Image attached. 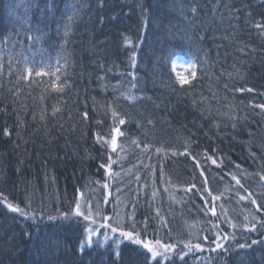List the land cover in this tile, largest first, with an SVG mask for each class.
Segmentation results:
<instances>
[{"label":"trees","instance_id":"obj_1","mask_svg":"<svg viewBox=\"0 0 264 264\" xmlns=\"http://www.w3.org/2000/svg\"><path fill=\"white\" fill-rule=\"evenodd\" d=\"M258 23L264 24V0H0V264H156L133 245L118 255L111 247L81 252L87 228L97 222L61 214L87 187L95 185L101 199L107 195L100 182L121 188L104 214L129 217L135 204L134 217L148 222L143 234L176 243L177 251L180 242L211 246L214 239L213 216L204 212L211 197L201 198L205 179L220 195L222 232L246 244L264 241V228H244L252 216L264 220V108L256 107L264 105V28ZM178 54L196 64V79L183 88L171 72ZM27 67L32 75L24 79ZM248 88L253 91H237ZM112 109L127 122L112 153L119 175L110 178L99 167L106 156L95 135L109 131ZM228 172L262 206L247 221L242 209L253 204L239 201L236 192L247 193ZM7 202L35 217L11 212ZM238 212L242 221L226 227L222 218ZM198 228V235L190 233ZM236 251L227 250L224 263L209 259L212 251L203 258L264 260V243Z\"/></svg>","mask_w":264,"mask_h":264},{"label":"snow or ice","instance_id":"obj_2","mask_svg":"<svg viewBox=\"0 0 264 264\" xmlns=\"http://www.w3.org/2000/svg\"><path fill=\"white\" fill-rule=\"evenodd\" d=\"M193 12H195V9H192ZM257 28H264V24H256L255 25ZM65 35H67V32L65 33ZM37 39H39V37H37ZM27 59V57L25 58ZM132 67H135V55L133 54L132 58ZM0 67H2V65H0ZM189 67V71L187 75H177L176 77V82L180 85L181 88H183L185 85H189L191 83V81L195 80L197 77V71H196V64L195 62H193L191 65L188 66ZM175 68V65H173V69ZM57 71H59V69H57ZM26 72L27 75L24 76V79H28V77H30L32 75V68L27 67L26 68ZM36 75L40 76L42 75L41 71H36ZM67 86V81L64 82V85H62L58 90L63 91V87ZM54 88H56V85H53ZM225 87H227V85H225ZM237 91H248L251 92L253 91V89L248 88V89H237ZM128 99L131 100H135L136 97L134 96H130L127 97ZM256 107H261L264 108V105H256ZM55 111H59V109H55ZM82 119H87L88 118V114L87 112H83L81 114ZM110 119L112 121V123L109 125V131L107 133H96L95 135V139L96 142L100 145L101 148L105 149V156H106V162L101 163L99 165V167L101 169H104L105 173L111 178L113 177V175L118 176L119 173H113L112 171V165L114 163H117V160H114L112 158V153H116L117 149H118V138L119 137H124L126 136V132L122 131V126H124L126 124V119L123 115H121L117 110L112 109L110 111ZM97 123H102V121H97ZM149 123H151V121H149ZM235 126V125H233ZM5 134L8 135L10 133L7 132V130H5ZM132 143L137 144V147H139V144L137 143L136 140H133ZM110 150V151H109ZM162 149L157 148L156 151L160 152ZM176 153H173V155H175ZM184 153H181V155H183ZM208 160H211V163L213 165H217V167H220L222 164V161L218 164L217 159L208 156L207 157ZM236 169H240V165H235ZM227 175L231 176V179L233 181H235V185H237L239 188L244 189V191L247 193V195H241L239 193V191L236 192V195L239 197L240 201H245L248 200L250 201L251 204L256 205L257 206V211L261 210V205L257 204V200L256 198L253 196V193L250 192L247 188L244 187V185L241 183V177L237 176L234 172H228L226 173ZM201 175H203V170L201 171ZM261 179H264V177H261ZM137 180H139V176H137ZM97 183H99V181H97ZM207 180L205 179L204 181V187H203V191L201 193V198L203 199V193H206L207 196L211 197V200H204L205 205H208L209 203L211 204V207L209 208H205L204 212L205 215H207L208 213H211V215L213 217H215L217 215L216 213V201L220 199V195H213V193L207 188ZM103 188H108V184L104 183L102 185ZM195 185H192L191 187H189L188 189H186V191L191 192L192 188H194ZM198 192H201V189H197ZM80 198H84V194L83 193H79ZM6 199V198H5ZM106 202V201H105ZM6 207L11 211V212H16L19 213L21 216L28 218L30 215L32 218L35 217V213H29L27 211H25L24 209H21L19 206L14 205L11 202H7L6 203ZM220 208L223 210V205H220ZM132 209H133V215L129 216L128 218L131 219L133 221V224L135 223V217H134V213L136 210V205L133 204L132 205ZM156 217L164 220L163 217H161L160 215V209H156ZM64 218H72L73 216L75 217H82L85 221H89L92 224L96 223V220L94 218L93 215V205L90 201V198H86L85 199V207L82 209L81 203L79 201V199L74 201V208L72 210H70L69 212H65L61 214ZM95 215H100V211L99 209L96 210ZM55 217H49V219H54ZM103 223H101L99 225L100 228H105L108 229L110 231V233L115 234V233H119V236L122 238L127 239L128 241L132 242L133 244H137V245H141L144 249H147V252L150 253V259L153 261H156V264H162V262H167V264H177V260L173 259V257L178 258V260L180 262H182V264H188V262L184 259L186 256H190L191 255H195L196 253H203L206 251H212L215 252L217 249H224V244L227 242V240L230 237L229 233L226 232H222V230L219 227L218 223H212V229L214 231V239L212 240V245H214V247L209 246L207 249L205 248L204 244L201 242H196L193 243L191 241L188 242H180L183 244V247L180 248L179 251H177V247L178 245L176 243H164L161 242L159 239L155 240V242L153 243V241H145L143 239L140 238V231L136 230L135 227L133 226V229L128 231V230H124V228L121 226L120 223V219H119V214H117V219L115 221V223H108V221L112 220L113 218L110 216H103ZM219 219V217L217 218ZM244 219L247 221L249 220L248 216H245ZM251 223L250 224H245L244 228L246 231L249 232H255L257 230V225H259L261 228H264V220H261L260 218L256 217V216H252L251 217ZM226 223H228L233 229L236 228V224L233 223L231 221V219H227L225 220ZM143 225H144V229H147L148 226V222L147 220L142 221ZM167 221L164 220V224L166 225ZM87 239L86 241L82 242L80 245V250L81 252H83L84 248H85V244H87L88 246H91L93 243V237L94 236H99L100 232L97 228H87ZM104 239L107 240L108 236L107 234H105ZM209 238L208 236H203V237H197L198 241H207ZM257 243H264V241H256V240H252L251 244H246V243H240L238 245L239 248L243 249L246 247H251L252 244H257ZM225 251L227 249H224ZM118 255V253H117ZM159 257V259H157ZM201 259L203 260V258L201 257Z\"/></svg>","mask_w":264,"mask_h":264},{"label":"rangeland","instance_id":"obj_3","mask_svg":"<svg viewBox=\"0 0 264 264\" xmlns=\"http://www.w3.org/2000/svg\"><path fill=\"white\" fill-rule=\"evenodd\" d=\"M148 48H150V46ZM184 58H185L184 56H176V57L172 58L171 67H172V70H173V72H174L175 75L176 74L177 75L178 74L179 75H182V72L179 70V69L183 68V66L181 65V61H185L186 65H184V67L185 66L188 67L189 65H191L194 62L193 59H190V60L188 59L187 60V58L186 59H184ZM173 65H175V68L176 69L175 68L173 69ZM186 74L187 73L185 72V75ZM111 155L114 156L113 154H111ZM113 165H112V168H113ZM111 181H114V180H111ZM103 184L104 183H101L100 182V186L101 187H102ZM107 184H108V188H105V190L107 191V195H106V193L105 194L103 193V198L102 199H101L100 195L98 194V190L96 189V186L95 185H92L90 187H87V189H85L83 191L84 192L83 193L84 194V198H80L79 197V201L81 203L82 209L85 207V199L86 198H90V201H91L92 205H95L96 204V208L99 209V211H100V215L94 217L96 219L97 224H98L96 228L99 230L100 235L99 236H94L93 237V243H92V245L91 246H88L87 244H85V247L86 248L87 247L88 248L96 247V248H99L101 250H108L111 247L110 249L113 248L115 250L114 252H117L124 245H127V246H129V245L132 246L133 245V247L135 246V249H136L135 251H137V253H138V251H140V252H142V254L144 253V255H145V252L147 254L148 253L147 252V249H144L141 245L133 244L132 242L128 241L127 239L120 237L118 232L115 233V234H112V233H110V231L108 229L100 228L99 227V225L104 222L103 219H102V217L106 215L103 212L104 210H106V206H107L106 204H108V205H109V203L112 204L113 203L112 199L113 198L116 199L121 194V188H118L117 187V184L115 183V181L113 183L111 182V183H107ZM98 186H99V184H98ZM81 193H82V191H81ZM108 197L109 198L112 197V198L109 199ZM247 201L248 200H245V201H242V202L245 203ZM112 208L114 209V206L113 205H112ZM242 210H243L244 217L245 216H249L252 211L254 213H256L255 205H250L249 207L246 206V208L244 207V209H242ZM262 213H263V211L261 212V214ZM116 214L117 213L115 212V210H114V213L107 214V216H110V217L113 218L112 219L114 221L113 223H115V221L117 219ZM126 217H128V216L119 218L120 219L121 226L124 228V230L130 231V230L133 229V226H134V227L138 228L136 230H138V231L141 232L140 233V238L141 239L145 240L146 242L147 241H153V243L155 242L156 239L153 238L151 235H144L143 234V229H142L144 227V225L142 223L143 219H140V217H138V218L135 217V223L133 224V221L131 219H129V218H126ZM100 218H101V220H100ZM226 218L227 219H231V221L233 223H235V224H239L242 221V219H241V213H239V212L236 213L234 216L231 215L229 217H224L222 220L224 221V223H225L224 225L226 227L229 225L228 223L225 222ZM238 218H239V220H238ZM125 222H127V223L125 224ZM213 222L214 223H218L219 226H221V220H213L212 223ZM108 223H110V221H108ZM148 230H151V229L149 228ZM257 230H261L262 231V229H261V227L259 225L257 226ZM190 233L191 234L198 235L199 228L197 230H195V229L190 230ZM105 234H107V236H108V239L107 240L104 239ZM229 234H230V237L227 240V242L224 244V249H227L228 252H231V250H239V249H241V248L238 247V245L240 243H243V238H241V236L238 235V238H240V240L238 241L235 236H231V232ZM87 236H88V233L86 231L85 236H84V239H83V242L86 241ZM204 246H205L206 249L209 247L205 243H204ZM211 246L214 247V245H212V243H211ZM224 249H217L214 252L215 254L214 255H211L209 257V259H211L212 257L214 258L215 256H217V258L222 263H224V260L223 259L228 254L227 253V250L225 251ZM206 252H208V251H206ZM206 252L196 253L194 256L192 255L193 258L191 257V254H190V256H186L184 259H186L188 261H194L195 260L199 264H209V262L205 261V258H203V256L206 255ZM201 257L203 258V260L201 259ZM115 258H117L116 255H115ZM175 258L176 257H173V259H175ZM157 259H159V257ZM176 259H177V261H179L178 258H176ZM195 264H197V263L195 262Z\"/></svg>","mask_w":264,"mask_h":264},{"label":"bare ground","instance_id":"obj_4","mask_svg":"<svg viewBox=\"0 0 264 264\" xmlns=\"http://www.w3.org/2000/svg\"><path fill=\"white\" fill-rule=\"evenodd\" d=\"M177 56H184L185 58L184 59H186L187 58V60L189 59H191V58H189V57H187V56H185V55H183V54H178ZM176 57V56H175ZM172 68V67H171ZM176 69V68H175ZM171 72H172V74L175 76V77H177V74L175 75L174 74V72H173V70H171ZM190 215V214H189ZM218 217H213V220H220V217H219V219H217ZM222 218V217H221ZM223 219V218H222ZM213 235H214V233H213ZM82 243V242H81ZM251 246H255V244H252ZM231 254H233L234 253V255L236 254V250H231ZM222 254V253H221ZM256 264H264V260H263V258H257L256 259Z\"/></svg>","mask_w":264,"mask_h":264}]
</instances>
